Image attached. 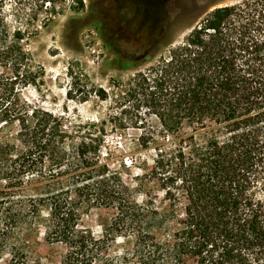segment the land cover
I'll use <instances>...</instances> for the list:
<instances>
[{
  "label": "trees",
  "instance_id": "1",
  "mask_svg": "<svg viewBox=\"0 0 264 264\" xmlns=\"http://www.w3.org/2000/svg\"><path fill=\"white\" fill-rule=\"evenodd\" d=\"M9 1L0 0V137L18 127L22 149L10 148L0 177L15 187L36 182L39 193L25 211L0 210V258L30 264L32 235L24 246L12 237L21 226L39 228L49 248L33 264H264V0L216 9L116 97L69 69L67 98L114 103L113 132L137 131V148L153 153L146 177L164 206L139 202L103 163L106 122L99 132L68 131L23 99L45 85V71ZM82 205L117 223L97 237L80 227Z\"/></svg>",
  "mask_w": 264,
  "mask_h": 264
},
{
  "label": "rangeland",
  "instance_id": "2",
  "mask_svg": "<svg viewBox=\"0 0 264 264\" xmlns=\"http://www.w3.org/2000/svg\"><path fill=\"white\" fill-rule=\"evenodd\" d=\"M244 1L247 0H10L8 10L11 14L19 10L29 29L27 50L45 71V85L40 90L29 87L23 99L62 118L68 131H88L91 126L97 129L106 122L103 163L137 191L139 202L151 198L164 206L163 192L146 177L153 153L137 148V131L113 132L110 117L115 111L114 103L101 102L94 96L88 102L69 100V69L82 71L93 85L116 97L125 91L136 73L154 64L152 56L166 55L216 9ZM79 2H83L84 8ZM33 12L37 17L29 24ZM114 82L123 84V88L117 89ZM18 131V127H13L0 137L1 169L8 166L11 147L22 149ZM38 193L36 182L15 187L10 186L7 176H1L0 210L11 206L25 211ZM42 211L47 213L45 208ZM80 214V227L97 237L117 223L115 214L102 208L82 205ZM23 228L14 231L15 243L24 246L32 235L27 258L30 264L37 259L45 262L50 252L42 231ZM0 264H9V257L0 258Z\"/></svg>",
  "mask_w": 264,
  "mask_h": 264
}]
</instances>
